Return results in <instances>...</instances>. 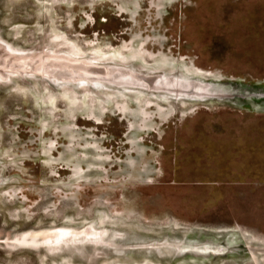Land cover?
<instances>
[{
    "label": "rangeland",
    "instance_id": "rangeland-1",
    "mask_svg": "<svg viewBox=\"0 0 264 264\" xmlns=\"http://www.w3.org/2000/svg\"><path fill=\"white\" fill-rule=\"evenodd\" d=\"M0 264H264V0H0Z\"/></svg>",
    "mask_w": 264,
    "mask_h": 264
},
{
    "label": "water",
    "instance_id": "water-1",
    "mask_svg": "<svg viewBox=\"0 0 264 264\" xmlns=\"http://www.w3.org/2000/svg\"><path fill=\"white\" fill-rule=\"evenodd\" d=\"M3 58H4V56H3ZM29 60H30V58L28 60H26L27 62H25L24 58H14L11 61L9 59H6V63L11 64V66L9 67L10 69L17 70L24 63L29 64ZM44 60H45V58H44ZM43 62H44L43 58L38 59V60L36 59L34 62V66L32 67L31 70H33L34 72L39 73V74L45 73V74H49V75H52V76H55L58 78H62V79H76L78 76L77 71H79L80 69H82L85 72L92 71V68L96 69V66H93V65H88V66L76 65V66H73L69 62H66V61H59L58 63L54 62V61H50L51 63H48L49 65H46L45 63H44L45 65H44ZM5 67H8V66L4 65V68ZM51 67L54 69V71L53 70L48 71V68H51ZM106 67L110 71V66H106ZM59 70H66L65 71L66 73H64V71L61 73H58ZM104 70H105L104 67H102V66L99 67L100 74H102V73L104 74ZM104 75H106V74H104ZM146 77L148 78V76H146ZM151 77L152 76H150L149 78H151Z\"/></svg>",
    "mask_w": 264,
    "mask_h": 264
},
{
    "label": "bare ground",
    "instance_id": "bare-ground-1",
    "mask_svg": "<svg viewBox=\"0 0 264 264\" xmlns=\"http://www.w3.org/2000/svg\"><path fill=\"white\" fill-rule=\"evenodd\" d=\"M113 56H115V55L113 54ZM110 58L112 59V56L111 55L109 57L105 58V59L104 58H101V57H94L93 59L95 61H97V60H108V59L110 60ZM118 58H120V57H118ZM117 62L119 64L120 63H124V62H121V60H117ZM80 70H82V69H80ZM79 73H82V72H79ZM85 73H87V72L84 71L83 74H85ZM98 74H100V73H98ZM104 74H106L105 76L111 77V80H115V77H124V78H127L130 81V83H128V84H131V85L141 84L140 82H144V83H149L150 84L153 81V79H154V77L147 78L143 74H139V73H135V72L133 73V72L127 70L125 67L118 66V65H112L111 66V71H109V69H107V67H106L105 70H104ZM104 74L102 73L101 75H104ZM157 76L160 77L161 75H157ZM168 84H172V83L170 81H168ZM187 84L188 85L183 84L180 87H176L177 86L176 84H172L173 86H171L170 88L173 89L175 92H177V91L184 90L185 87L188 86L190 88V91L189 92L194 93V89L196 88V85L198 83L193 82L192 80H190V81L187 82Z\"/></svg>",
    "mask_w": 264,
    "mask_h": 264
}]
</instances>
